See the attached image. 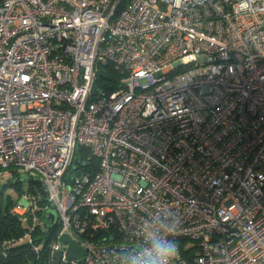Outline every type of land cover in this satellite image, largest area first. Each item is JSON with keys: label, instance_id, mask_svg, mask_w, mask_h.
Here are the masks:
<instances>
[{"label": "built area", "instance_id": "1", "mask_svg": "<svg viewBox=\"0 0 264 264\" xmlns=\"http://www.w3.org/2000/svg\"><path fill=\"white\" fill-rule=\"evenodd\" d=\"M4 172L31 264H264V0H0Z\"/></svg>", "mask_w": 264, "mask_h": 264}, {"label": "trees", "instance_id": "2", "mask_svg": "<svg viewBox=\"0 0 264 264\" xmlns=\"http://www.w3.org/2000/svg\"><path fill=\"white\" fill-rule=\"evenodd\" d=\"M38 190L44 198L45 191L39 186ZM1 194L0 191V252L4 255L0 257V264H28L34 260V255L30 246L19 240L25 225L11 211L16 200L3 202Z\"/></svg>", "mask_w": 264, "mask_h": 264}, {"label": "clouds", "instance_id": "3", "mask_svg": "<svg viewBox=\"0 0 264 264\" xmlns=\"http://www.w3.org/2000/svg\"><path fill=\"white\" fill-rule=\"evenodd\" d=\"M167 235L164 232L146 234L145 246L130 257V264H172L178 257V247Z\"/></svg>", "mask_w": 264, "mask_h": 264}, {"label": "water", "instance_id": "4", "mask_svg": "<svg viewBox=\"0 0 264 264\" xmlns=\"http://www.w3.org/2000/svg\"><path fill=\"white\" fill-rule=\"evenodd\" d=\"M95 88H96V83L93 85V89H95ZM78 163H79V159H78V157H75L73 170H75L77 168L76 166L78 165ZM24 180L32 182V181H34V178L32 176L22 174V175L15 177L12 180V184H17V183L24 181ZM68 180H71V176L68 177ZM8 185H9L8 183H3L0 187V191L3 192L8 187ZM46 219H47V230L44 233V238H46L48 236L50 229L53 228L54 225L56 224L57 217H56V211H55L53 206H51L47 209ZM60 240L63 243H68V247H67V251H66V258L68 260L79 257L80 255H82L83 249L80 246H78L74 241H72L66 233L61 235ZM54 256L57 259V261H59L61 254H60V252H56Z\"/></svg>", "mask_w": 264, "mask_h": 264}, {"label": "rangeland", "instance_id": "5", "mask_svg": "<svg viewBox=\"0 0 264 264\" xmlns=\"http://www.w3.org/2000/svg\"><path fill=\"white\" fill-rule=\"evenodd\" d=\"M14 178H8L7 173H0V187L3 183H8V187L2 192L1 194V198L3 200V202H6L7 199H10L12 201L18 200L19 199V194L23 191V190H37L38 189V184L34 183V182H29V181H21L17 184H12V180ZM27 224V221H25V226ZM21 242V241H20ZM24 242V241H23ZM28 264H31V262H29Z\"/></svg>", "mask_w": 264, "mask_h": 264}]
</instances>
